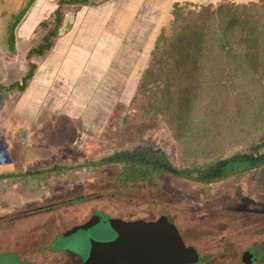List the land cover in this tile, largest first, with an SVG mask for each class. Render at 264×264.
Segmentation results:
<instances>
[{"label": "rangeland", "instance_id": "rangeland-1", "mask_svg": "<svg viewBox=\"0 0 264 264\" xmlns=\"http://www.w3.org/2000/svg\"><path fill=\"white\" fill-rule=\"evenodd\" d=\"M31 1L0 0V83L9 85L28 64L38 65L26 90L0 87V264H33L36 254L28 249L35 236L47 264H87L94 245L113 240L108 225L60 234L92 214L106 219L99 210L110 207L119 214L139 207L147 216L175 208L173 224L182 229L190 223L205 234L209 246L199 264H243L245 249L255 264H264V133L256 143L233 146L216 163L184 167L166 120L143 121L139 100L132 103L158 34L171 30L173 4L202 7L225 0L73 5L52 50L36 59L27 53L41 29L36 24L28 37L18 32L28 15L23 5ZM255 1L264 14V0ZM57 5L40 11L44 6L36 4L28 20L42 21ZM116 153L124 159L110 161ZM86 160L97 165L80 163ZM67 191L73 204L12 223L30 202Z\"/></svg>", "mask_w": 264, "mask_h": 264}, {"label": "trees", "instance_id": "trees-1", "mask_svg": "<svg viewBox=\"0 0 264 264\" xmlns=\"http://www.w3.org/2000/svg\"><path fill=\"white\" fill-rule=\"evenodd\" d=\"M100 1L57 0L39 22L40 37L27 56L44 58L52 50L69 7ZM171 14V30L158 34L132 103L139 100L143 121L163 117L179 164L199 169L264 133V14L254 0L202 7L175 2ZM37 68L36 62L28 64L20 79L0 87L26 90ZM123 159L116 153L110 161ZM91 161L80 163L97 165ZM145 163L142 170L148 171L150 162Z\"/></svg>", "mask_w": 264, "mask_h": 264}, {"label": "water", "instance_id": "water-1", "mask_svg": "<svg viewBox=\"0 0 264 264\" xmlns=\"http://www.w3.org/2000/svg\"><path fill=\"white\" fill-rule=\"evenodd\" d=\"M100 222L101 218L93 215L86 223L65 232L64 236L79 229H90ZM108 223L117 237L109 243L94 245L87 264H187L198 260L197 249L186 245L167 216L150 222L109 218ZM252 256L250 251H244L243 262L249 264Z\"/></svg>", "mask_w": 264, "mask_h": 264}, {"label": "flooded vegetation", "instance_id": "flooded-vegetation-1", "mask_svg": "<svg viewBox=\"0 0 264 264\" xmlns=\"http://www.w3.org/2000/svg\"><path fill=\"white\" fill-rule=\"evenodd\" d=\"M65 169V168H64ZM63 170V169H62ZM61 169L59 171H62ZM50 171H54V170H47V172H50ZM33 182V181H31ZM37 182V181H35ZM39 183V182H38ZM42 183V181H41ZM40 183V184H41ZM32 184V183H31ZM68 191H67V195L65 196H56L54 195L51 199H42V200H39V201H35V202H30V205L29 207L27 208H23L21 210H19V213H17L16 215V219H13L12 223H18L20 221V218H28V217H37V216H40L42 214H46V212H50V211H53L55 209V206L56 205H61V204H73L74 200L75 199H71L69 196H68ZM91 197H94V198H99V195H95V196H88V198H91ZM78 198H84V197H78ZM72 200V201H70ZM108 208V207H107ZM138 209L136 210H133V209H130V210H127L125 211V213H114L112 212L111 210V207L108 208V211L105 210V209H100L99 211H102L105 215H106V219H104L102 217V214L100 213L98 216L101 218V222H104L108 225L111 233L113 234V239H115L117 237V234L111 230L110 226H109V223H108V219L109 218H120L126 222L128 221H133V220H145V221H155L156 219H158L160 216H167L168 220L172 223V221L170 220L173 216L172 214L173 213H177L176 212V209L175 208H169V209H160L158 214H156L155 216H147V214L143 213L144 211L141 210L139 207H137ZM94 214H92L93 216ZM174 215V214H173ZM90 216L88 218V220H90V218L92 217ZM18 219V221H17ZM87 220V221H88ZM249 220H251L249 218ZM247 221L249 223H252L251 221ZM100 222V223H101ZM99 223V224H100ZM180 223V222H179ZM181 224V223H180ZM19 225V224H17ZM182 225V229H179V227H177V229L179 230L183 240L185 241L186 245L187 246H194L197 251H198V260L196 262H193V263H187V264H199L201 261V250L202 252H205V249H204V246L207 244V240L204 238L205 234H202V232H198L196 229H193V226L190 224V223H186V224H181ZM225 230L227 229H224V230H219L218 232H225ZM64 233L65 232H62L60 235L64 236ZM37 236L33 237L31 239V244L29 245V249L31 251L32 254H36L34 258H37V260H32L33 264H47L46 260H42L40 254H42V249H40V247H36V239ZM186 238L187 240L190 239V241H192V243H187L186 242ZM206 246H209V244H207ZM244 251H247L246 249ZM243 251V253H244ZM249 251V250H248ZM243 253L241 255V259L243 257ZM252 261L249 263V264H255L257 262V258H255V255L252 254ZM243 262V260H242ZM243 264H246L243 262Z\"/></svg>", "mask_w": 264, "mask_h": 264}, {"label": "crops", "instance_id": "crops-1", "mask_svg": "<svg viewBox=\"0 0 264 264\" xmlns=\"http://www.w3.org/2000/svg\"><path fill=\"white\" fill-rule=\"evenodd\" d=\"M255 1V0H254ZM56 2V0H54V2H53V4ZM250 2V1H249ZM51 3H52V1L51 0H36V2L35 1H33L32 3H30V2H26L24 5H23V13H24V15L25 14H28V15H25V16H23L22 18H23V21H22V23H21V25L19 26V30H18V32H19V34H20V36H22V37H28V34H29V32H31L32 31V29H34L35 27H36V24L38 25L39 24V22L37 23V21L38 20H33V21H30V20H28V17H29V14L30 13H32V12H34L35 11V9H36V4H40V5H42V6H44V8H42L40 11H44V10H47V9H49V10H52V5H51ZM25 5L29 8H25ZM49 5L51 6V8L49 7ZM22 18L21 19H19L18 20V22L16 23V24H14V27H13V29L15 30L16 29V27L18 26V23L22 20ZM36 18V17H35ZM34 18V19H35ZM29 21V22H28ZM33 32V31H32Z\"/></svg>", "mask_w": 264, "mask_h": 264}]
</instances>
